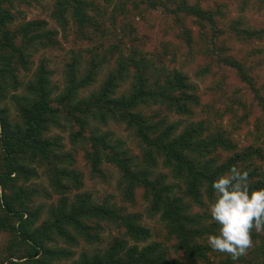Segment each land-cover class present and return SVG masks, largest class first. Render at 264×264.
<instances>
[{"label": "trees", "instance_id": "trees-1", "mask_svg": "<svg viewBox=\"0 0 264 264\" xmlns=\"http://www.w3.org/2000/svg\"><path fill=\"white\" fill-rule=\"evenodd\" d=\"M21 1L0 0V233L7 235L0 264H264V231L252 232L236 261L207 243L219 227L208 212L219 175L236 165L248 170L252 188L264 187V20L247 24L249 0H234L239 13L231 18L230 0H144L172 15L189 44L186 20L219 36L226 25L247 42L241 58L227 54L223 41L210 48L252 95V104L234 95L221 108L204 104L197 84L166 65L163 52L150 56L140 46H95L87 56L72 49L58 82L50 59L36 63L34 56L60 48L59 29L43 18L18 20ZM254 1L264 8V0ZM99 11L95 0H55L51 16L64 32L70 18L84 32L100 23L91 13ZM209 71L207 65L197 75ZM255 106L261 115L252 142L239 146L231 134L249 124ZM227 114L231 130L222 124ZM110 123L123 125L132 145L104 129ZM55 130L68 132L70 149ZM79 148L92 176L107 178L105 162L117 168L127 205L82 190ZM41 173L51 191L33 185ZM41 193L58 198L45 206L36 202ZM137 195L142 211L128 207ZM145 217L156 219L158 233ZM105 225L119 234H106ZM81 242L86 247L75 257Z\"/></svg>", "mask_w": 264, "mask_h": 264}, {"label": "rangeland", "instance_id": "rangeland-1", "mask_svg": "<svg viewBox=\"0 0 264 264\" xmlns=\"http://www.w3.org/2000/svg\"><path fill=\"white\" fill-rule=\"evenodd\" d=\"M54 2L55 0H22L18 2L20 9L18 20L23 18H43L49 22L50 27L59 29L60 48L43 49L34 56L36 63L41 56L50 59V66L54 70V79L58 82H61L62 68L72 49L80 50L87 56L88 49L95 46H101V48H108L111 44H119L123 48L126 46H140L147 49L150 56L163 52L166 65L182 68V70L187 72L191 80L197 84L198 93L204 104L221 108V106L230 103L231 100L229 98L234 95L237 98L246 97L245 99L252 104V95L236 71L224 62H218L217 54L210 51V48H216L214 43L217 45V42L223 41L227 54L234 55L237 58L243 56V49L247 42L238 40L230 35L226 25L223 27L224 33L219 36V33L214 32L215 29L203 30L200 25L186 20L185 24L189 27L192 34V42L189 44L183 37L185 30H183L182 25H179L175 18L165 13L162 8H151L144 0H110L108 2L95 0L100 5V11L91 13L100 23L97 26L91 24L85 27L84 32H82L70 18L68 28L64 32L51 16ZM254 2V0H249V6L245 9L243 15H245L244 18L248 25L260 26L264 20V8L257 10ZM123 4L124 7L122 6ZM228 6L225 8V12L229 11L230 18L236 17L239 13L238 3L230 0ZM219 25L221 26V23ZM207 65L210 66V71L204 75H197V71ZM103 77L104 75L102 74L98 82L102 81ZM124 88H126V85ZM240 105V103L235 105V108L241 107ZM260 115L261 110L258 106H255L249 118V124L231 134L239 146L252 142L251 132L255 130V125ZM231 116L232 114H227L222 123L228 130H231ZM179 118H183V116L171 114V119L177 120ZM104 129L114 130L117 136L125 138L129 145H132L130 144L132 143V134L123 125L110 123ZM54 133H62L67 143V149L71 148L67 131L55 130ZM82 156L83 151L79 148L77 167L84 174L82 190L91 191L98 201H102L112 195L113 201L127 205L117 189L119 176L117 168L105 162L103 168L107 173V178L94 177ZM32 183L33 185L36 184L40 189L47 188L51 191V187L43 173L38 178L33 179ZM57 198L58 195L55 193L52 196L41 193L37 197L36 202L48 206L56 201ZM144 206L142 197L137 195L136 206L129 205L128 207L131 210L142 211ZM144 222L153 228L154 233L159 232L160 224L156 219L145 217ZM105 228V233L110 234V236L119 234L112 225H105ZM6 236V233H0V248L4 244ZM84 247H86V244L81 242V245L76 248L77 254L75 257Z\"/></svg>", "mask_w": 264, "mask_h": 264}, {"label": "clouds", "instance_id": "clouds-1", "mask_svg": "<svg viewBox=\"0 0 264 264\" xmlns=\"http://www.w3.org/2000/svg\"><path fill=\"white\" fill-rule=\"evenodd\" d=\"M211 188L213 200L208 212L219 227L215 234H209L208 246L236 261L251 246L252 232L264 231V187L252 188L248 170L233 165L212 182Z\"/></svg>", "mask_w": 264, "mask_h": 264}]
</instances>
